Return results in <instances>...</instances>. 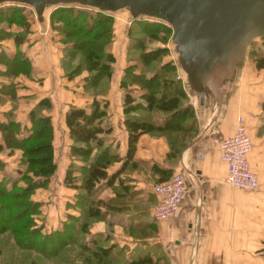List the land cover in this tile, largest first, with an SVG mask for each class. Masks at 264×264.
<instances>
[{"label":"crops","instance_id":"obj_1","mask_svg":"<svg viewBox=\"0 0 264 264\" xmlns=\"http://www.w3.org/2000/svg\"><path fill=\"white\" fill-rule=\"evenodd\" d=\"M31 17L32 24L29 21L26 29L11 24L13 21L10 26L0 25V123L12 119L18 125L15 135L23 136L28 133L29 112L33 110L47 116L51 126L54 168L45 183L30 192L29 197L37 203L31 213L33 225L46 233L59 229L69 215L81 213L84 224L78 238L86 247L79 249L73 242L63 248V254L67 250L74 252L71 257L82 256L80 264H85L84 256H91V251L100 247L107 248L100 252L105 258L100 264H264V66L257 67L241 57L243 49L238 45L229 56L223 55V46L219 55L217 50L215 57L199 58L195 49L182 41L161 42L166 51L159 62L170 60L174 65L185 96L182 105L190 106V116L178 119L183 126L177 130L150 127L139 132L129 150L122 95L127 89L131 102L142 104L143 89L133 82L118 85L123 67L132 63L125 62L124 50L111 48L107 85L87 92L82 88L84 69L66 75L71 65L60 46L63 49L67 44H57L51 39L53 34L49 36L53 29L48 14L34 9ZM127 25L122 24L125 32ZM12 32L22 33L18 43H14ZM14 55L25 61L24 70L12 75L4 61ZM93 100L100 109L98 124L107 129L96 133L100 139L97 146L88 141L91 150L81 156L70 150L73 141L64 113L70 105L89 110ZM157 110L140 108L128 114L145 112L151 114L153 123H160L164 114ZM237 115L250 140L247 161L256 178L255 186L248 189L225 182V164L218 153V142L232 133ZM187 121L189 129L183 130ZM1 136L2 127L0 180L6 187L12 181L24 185L19 179L26 172L20 148L4 147ZM98 146L107 147L113 156L105 175L94 181L88 201L83 202L85 210L80 212L74 203L75 193L84 191L79 187L80 168ZM67 170L69 181L64 180ZM173 171L185 175L186 189L170 216L155 219L151 214L156 200L152 186ZM5 235L0 234L3 243L8 242L2 238ZM13 253L21 251L13 247ZM56 255L60 262L50 258ZM56 255L42 260L46 264L79 263L67 254L65 259ZM136 257L144 260L136 263ZM10 258L9 264H15L14 256Z\"/></svg>","mask_w":264,"mask_h":264},{"label":"trees","instance_id":"obj_2","mask_svg":"<svg viewBox=\"0 0 264 264\" xmlns=\"http://www.w3.org/2000/svg\"><path fill=\"white\" fill-rule=\"evenodd\" d=\"M25 3V2H19ZM28 4V3H26ZM10 9V10H9ZM15 9H19L16 4L8 5L5 20L12 22L14 20L13 13ZM20 11V10H19ZM73 13L70 8H56L51 11L50 15L56 14L61 21V25L57 26L60 38H66L74 32L81 34V39L63 41L67 44L65 47L69 49L68 55L71 57L73 51H85L81 62L71 65L66 69L68 77L78 73L81 68L87 70V74L83 76L82 88L84 90L91 89L94 93L97 90H102L104 85H107V78L111 72V62L113 55L110 50L105 49L108 44V39L104 38L110 35V18L109 14L96 9L93 14H86L75 10ZM20 13V12H19ZM89 17V22H88ZM135 19L138 17L133 16ZM106 26H101L100 23H106ZM151 24L152 28L157 27L159 22L147 20L143 23ZM97 25V29L94 28ZM65 27V28H64ZM129 25L126 27L128 32ZM22 33L12 32L14 43H18ZM101 39V40H99ZM65 48V49H66ZM165 52L163 47L143 49L138 53L137 61L142 65H147L158 54ZM65 55V54H64ZM66 57V56H65ZM10 63H5V69L10 74H16L23 66L25 58H20L14 55ZM254 65L257 67L264 66V57L259 56L254 59ZM135 63H128L122 69L121 77L119 78V86H125L127 83H137L142 89L143 103L131 102L133 99L127 89L123 91L122 104L124 111V122L128 130V147L129 150L132 141L136 135L141 131H148L150 127H159L161 129H179L183 124L178 123V119L189 115L190 106L188 104L182 105V98L184 99V92L181 88L180 81L175 77L174 65L170 60L157 62L151 68L147 75L146 72L135 69ZM89 92V91H87ZM144 109L148 112L151 109H158L163 111V118L160 123H153L150 115L147 113L129 115V110ZM99 108L97 103L93 100L91 108L85 110L83 107L70 105L64 113V122L68 128V133L73 141L70 150L74 153H79L81 156L88 155L91 150V145L88 141L93 140L94 145H98L99 138L96 136L98 131L107 129L101 127L98 123ZM190 116V115H189ZM188 117V116H187ZM186 117V118H187ZM185 118V119H186ZM29 128L28 133L23 136H16L18 125L15 121L7 118L5 123H0L2 127V143L4 147L11 149L13 147L20 148V161L25 163V171L19 176L24 185H17L14 181L9 187H6L0 180V234L8 233L12 236L11 243L6 246V250L2 253L0 264H9L10 257L15 258V264H46L42 258H47L56 254H60L66 244L76 242L79 249H83L85 244L79 239L81 230L83 229L82 214L69 215L66 220L62 222L59 229L50 232H40L37 226L33 225L31 213L36 211L37 203L32 200L29 195L36 186H41L47 180V177L54 168V162L51 158V126L48 117L35 113L33 110L29 112ZM190 123L191 119L189 118ZM185 124L183 130L189 129V125ZM179 127V128H177ZM76 142V143H74ZM83 143L80 145L79 143ZM99 147V146H98ZM2 148L0 144V149ZM113 154L108 153L107 147H99L94 152L86 165L80 168L81 176L79 187L83 188L75 193L74 203L82 212L84 209L83 202H87V195L90 194L94 181L105 175V167ZM27 171L30 173L28 174ZM70 176L65 173L64 180L69 181ZM81 214V216H80ZM79 237V238H78ZM13 247L17 248L21 253L17 255L13 253ZM107 249V248H106ZM103 248H97L91 251V256H84L83 262L85 264H100L104 263L105 258L101 257V253L106 251ZM33 250L40 256H31L28 252ZM62 250V251H61ZM61 251V252H60ZM63 252L60 254L62 259H65ZM79 253L80 250L78 251ZM65 257V258H64ZM107 260V259H106ZM142 257H136L135 262L143 261ZM72 261H70V264ZM56 264V263H51ZM73 264V263H72Z\"/></svg>","mask_w":264,"mask_h":264},{"label":"rangeland","instance_id":"obj_3","mask_svg":"<svg viewBox=\"0 0 264 264\" xmlns=\"http://www.w3.org/2000/svg\"><path fill=\"white\" fill-rule=\"evenodd\" d=\"M131 2L133 3V5L130 7ZM10 4H16V3L12 1H1L0 2V21L2 22L0 23L1 26L4 27V26H10L11 24H14V25H19L21 29H26L29 21H30V24H32L33 19L31 16H33L34 7L26 3L16 4L19 6V9H15L14 12H18V13H13L12 15L14 16L13 23L7 22L5 20V15L7 14L6 11L8 10V5ZM159 4L160 3L153 1V0H110L104 3H101L99 5L95 4L93 6V5L85 4L83 2H78L75 0H40L39 9L48 14L49 26L57 34H58L57 26L61 25V21L58 19V16L56 14L52 16L50 15V12L55 11L56 8H59V7L67 8L68 7L71 9L73 13L76 12L75 10H81L80 12H84L86 14L87 13L93 14L95 13L96 9H102V11L109 14V18H110L109 24L111 28L110 35L108 36V38L107 36L104 37L108 39V44L105 47V49L111 50L112 48L114 51V50H117L118 48L120 52L121 50H124L123 56H124L125 62H127L128 60V61H132V63H135L137 61L138 53L141 48L147 50L150 48L157 47L160 50V48L163 47V46H160L161 42L162 43L166 41L172 42V40H177L179 39V37L185 38V44L187 45V47L191 49H193V47L195 46L194 45L195 42L196 43L200 42V46H201L200 49L202 48L201 50L202 54L200 55L204 57H215L217 56L216 54L217 50H219L218 55L220 54V52L224 50L223 49L224 41L216 43L212 47L205 49L204 46L209 41V37H208L209 35L200 34L198 29H196L194 34H191L190 32H184L183 34L181 32V29L177 28V32L176 31H175L176 33L173 32V35H172L171 27L174 26V24H172V22L169 20L168 17L165 18L166 14H165L164 6L159 5ZM23 14L25 16H23ZM133 16L138 17V18L135 19ZM87 20L89 22V17ZM147 20H153L159 23L157 27L152 28L151 24L149 25L146 22L143 23L144 21H147ZM125 22L126 24L128 23L129 25L128 32H125L122 30V24H125ZM107 24L108 22L100 23L101 26H106ZM96 29H97V25L94 28V30ZM185 29H189V28H185ZM52 31L49 30V36L53 34L51 36V39H53L57 44H62L61 42L63 41H68V40L77 41L81 39V34L76 33V32H74L73 34L69 35L66 38L61 39V38L55 37V33H53ZM246 37H247L246 39H243V37H241V39L239 40L238 46L243 49V52L241 53V57H244L246 59L248 58L252 62H254V59L259 56L264 57V36L254 34V35L246 36ZM65 48L66 47L64 46L62 49V47L60 46L61 53L65 54L67 58V63H70V65H74L82 61L85 51L83 52L73 51V55L70 57L68 55V52L70 50L67 48L65 49ZM163 48L166 51V47H163ZM200 49L196 48L195 52L198 53ZM231 51L232 49H230L229 51L225 49L223 55L228 54L229 56L231 55ZM161 55L162 54H158V56H156L147 65H142L141 63L140 64L135 63L136 64L135 66L136 67L140 66L139 70H142L144 72L151 70V68L154 67L157 64V62L160 61ZM10 62L11 61L7 59L4 61V63H10ZM21 68H24V67L22 66ZM81 69H84L87 74V70L85 68H81ZM87 91H91V89H88ZM157 111L160 112V110H157ZM0 215L3 216L2 211H0ZM5 234L6 235L3 236L2 238L7 239L8 242L5 241V243H3L2 241H0V247H1L0 248L1 249L0 258L2 256V253L6 250L5 248L8 245V243L10 244L12 242L11 241L12 236H10L8 233H5ZM28 252L29 253L32 252L31 253V255L33 254L32 256H36V257L40 256L38 253L34 252L33 250H29ZM68 252L69 251L66 250L64 256L67 254L69 257H71L72 255H70V253L74 254V252H69V253ZM80 257L82 259V256ZM50 258H54L57 262L61 261L58 258V255L54 257H50ZM50 258L47 257V260ZM71 258H73V260H75L76 258L79 261V263L77 264L81 263L80 258L75 257V256Z\"/></svg>","mask_w":264,"mask_h":264},{"label":"water","instance_id":"obj_4","mask_svg":"<svg viewBox=\"0 0 264 264\" xmlns=\"http://www.w3.org/2000/svg\"><path fill=\"white\" fill-rule=\"evenodd\" d=\"M25 2L39 9L40 0H0ZM89 5H99L110 0H75ZM164 6L165 18L174 24L181 32L194 34L198 29L200 34H208L209 41L204 48L223 42L225 49H233L239 45L241 37L258 34L264 36V0H153ZM133 3H130V7ZM164 17V16H163ZM182 27H181V26ZM189 28V29H185ZM187 30V31H186ZM175 32V33H176ZM178 41L185 43V38ZM195 42V41H194ZM194 49H200V42L194 44ZM197 46V47H196ZM202 48L197 56L201 58ZM204 57V56H202Z\"/></svg>","mask_w":264,"mask_h":264},{"label":"built area","instance_id":"obj_5","mask_svg":"<svg viewBox=\"0 0 264 264\" xmlns=\"http://www.w3.org/2000/svg\"><path fill=\"white\" fill-rule=\"evenodd\" d=\"M249 149L250 140L245 125L237 115L232 133L223 136L218 142L219 157L225 164V182L244 189L255 186L256 178L247 161ZM185 189V175L180 171H173L167 178L154 183L152 190L156 200L151 210L152 217L161 219L170 216Z\"/></svg>","mask_w":264,"mask_h":264}]
</instances>
